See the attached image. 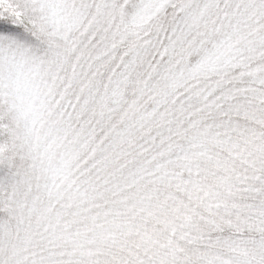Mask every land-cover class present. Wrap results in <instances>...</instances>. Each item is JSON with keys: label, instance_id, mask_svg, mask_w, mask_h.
Wrapping results in <instances>:
<instances>
[{"label": "rangeland", "instance_id": "1", "mask_svg": "<svg viewBox=\"0 0 264 264\" xmlns=\"http://www.w3.org/2000/svg\"><path fill=\"white\" fill-rule=\"evenodd\" d=\"M17 2L36 33L0 22L22 234L1 264H264V0ZM102 169L121 194L98 204Z\"/></svg>", "mask_w": 264, "mask_h": 264}, {"label": "trees", "instance_id": "2", "mask_svg": "<svg viewBox=\"0 0 264 264\" xmlns=\"http://www.w3.org/2000/svg\"><path fill=\"white\" fill-rule=\"evenodd\" d=\"M0 22H3L5 24H9L11 26H15L20 30L25 31L26 33L30 35H34L36 33L35 25L28 16L26 10L20 5V3L17 2V0H0ZM180 115V114H179ZM192 119H195L194 115ZM156 124L151 123L148 127L143 128L140 131H137L135 135L133 136V140H136L140 136H142L145 132L150 131L151 128L154 127ZM164 135H169V138L173 140L174 136H181L184 137V135L179 134L174 127L169 129V132H165L164 134L158 135L157 138H163ZM132 140V141H133ZM13 148L12 140H8L5 143H2L0 140V168H4V164H7V161L9 160V155H7ZM145 147H138L136 148V154H142L144 153ZM138 149V150H137ZM141 149V150H140ZM102 151V150H101ZM103 152H106L105 157H101L100 159H97V163H91L90 165H86V170L82 169L81 172L78 175V181L77 184L80 182L87 180L90 173H93L98 165H103V161L105 159L111 157L114 153L113 150L108 152L107 150H103ZM11 153V152H10ZM9 153V154H10ZM144 155L141 156V158ZM135 157V151L130 152L128 155H125L124 158H120L119 164L122 165H129V160L131 158ZM140 160V159H139ZM142 161V160H140ZM139 161L135 162V165L139 164ZM112 171V169H111ZM108 169H102L100 174H97L94 176V179L89 181V184L91 186L92 194H97L96 201L98 204L100 202H105V200L111 199L113 196L121 194V192L118 190L119 180H120V174L117 172L111 173ZM90 178V177H89ZM7 182H4L2 180V177L0 175V237L3 239L5 243L8 244V250L11 248L12 241H20V237L22 234L21 231V225L18 222L17 215L14 213L13 215L10 214V201H9V193L10 189L9 186L6 185ZM92 195V196H93ZM95 198V197H94ZM13 217L16 219L14 220ZM16 237L14 238V234H16ZM25 233V232H24ZM31 241V239H29ZM30 241H27L30 244ZM32 242V241H31ZM25 246V245H24ZM30 246V245H28ZM34 247V248H33ZM33 251L39 248V246H35L34 243H32ZM29 250V247L25 250V254L29 255L28 252H33ZM30 256V255H29ZM27 257L23 260L24 264L29 261L30 257ZM35 260V256L33 257ZM32 261V260H31ZM4 261L1 259L0 264ZM35 262V261H32ZM32 264V263H30ZM35 264H39L36 263Z\"/></svg>", "mask_w": 264, "mask_h": 264}]
</instances>
